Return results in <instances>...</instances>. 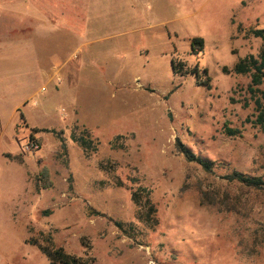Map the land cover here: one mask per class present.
Listing matches in <instances>:
<instances>
[{
  "label": "rangeland",
  "instance_id": "rangeland-1",
  "mask_svg": "<svg viewBox=\"0 0 264 264\" xmlns=\"http://www.w3.org/2000/svg\"><path fill=\"white\" fill-rule=\"evenodd\" d=\"M0 1V17L11 18L13 0ZM78 7L82 18L52 17L54 33L44 30L38 42L63 53L51 82L37 59L0 71V254L10 264H49L35 239L93 264H264V189L229 179L264 180V131L254 123L264 86L253 94L251 76L232 73L260 56L262 41L248 32L264 29V0ZM33 27L0 36V65L12 53L3 46L29 40ZM194 40L203 42L196 50ZM173 63L191 72L177 74ZM227 127L241 133L229 136ZM83 131L97 150L72 140ZM31 136L36 153L26 150ZM180 144L212 170L189 161ZM139 187L151 192L155 229L138 219Z\"/></svg>",
  "mask_w": 264,
  "mask_h": 264
},
{
  "label": "trees",
  "instance_id": "trees-1",
  "mask_svg": "<svg viewBox=\"0 0 264 264\" xmlns=\"http://www.w3.org/2000/svg\"><path fill=\"white\" fill-rule=\"evenodd\" d=\"M249 35L253 36L254 38L260 39L262 41V48L261 53L258 58L254 56H248L239 61V63L235 66L232 70V73L236 75H250L251 76V87L250 91L255 94L259 87L264 86V29H252L249 32ZM202 41L194 40L193 41V49L196 50V45H202ZM174 71L177 74L181 75H188L191 70H186L184 66L180 64L173 63ZM226 73H229L228 69H224ZM207 74V72H206ZM210 79H207L206 85L209 87ZM263 95L264 100V91L261 92ZM256 126H259L264 131V104L262 101L257 102V115L254 120ZM38 131V130H36ZM226 133L229 136H237L241 132L236 129L226 128ZM34 136H31V141H34ZM72 140L77 142L81 147L85 150L94 149L97 150L96 145L94 146L93 141L90 138V134L87 131H83L81 136H77L73 134ZM62 147L65 149L66 145L63 144ZM180 151L185 155V157L189 161L197 162L200 164L205 170L211 171L212 170V162L203 160L197 157L191 150L182 146L180 144ZM102 168L107 170L108 168L104 165H101ZM41 175L43 176L45 181H48V172L47 170L42 171ZM231 181H235L239 184H242L249 188L255 189H264V180L262 178L257 177H248L241 173H234L233 175L229 176ZM117 186L125 187V184L120 180L117 179ZM47 183L44 185V188H48ZM132 200L133 202L140 208L138 219L145 223L151 229H155V227L159 224V221L156 217L157 209L151 199V192L147 188L139 187L135 189L132 193ZM121 231L124 233H129V231H134V225H125L122 223H116ZM128 227V228H127ZM51 241V240H50ZM32 245L38 246L41 252L47 256L49 260V264H93V259H84L82 257H77L75 255L67 253L63 248H53L49 246H42L39 242L35 239L29 241Z\"/></svg>",
  "mask_w": 264,
  "mask_h": 264
},
{
  "label": "crops",
  "instance_id": "crops-1",
  "mask_svg": "<svg viewBox=\"0 0 264 264\" xmlns=\"http://www.w3.org/2000/svg\"><path fill=\"white\" fill-rule=\"evenodd\" d=\"M5 1V0H4ZM9 1V0H6ZM71 4L69 5V0H13L11 1V8L13 11V16L11 18L7 16H1L0 17V36L3 39V41L7 40L9 41L8 37L11 35L12 30L19 28L21 30L23 25L30 26V28L33 29L30 31L31 36L30 39L27 40L25 38L20 37L18 40H13L11 45L3 46L7 48L12 49L10 55V59L3 60V62L0 65V71L3 70V68H20L21 66H26L28 62H30V59H32L33 63L35 62V59L38 60V64L44 66V69H41V72L47 73L49 76V82L52 81V71L56 72V68H58L59 63L60 65L63 64L62 62V54L63 53H47L43 48H41L38 45V42L42 39H45L47 35V32L44 30H49L50 35L54 33V28L52 25L54 21H51L52 17H55V20H57L59 17L60 19L63 17L66 19L69 15H73L78 18H82L81 10L78 7V3L80 1L75 0L74 4L73 0H71ZM1 2V1H0ZM77 2V3H76ZM76 3V4H75ZM83 3V2H82ZM75 5V7H73ZM70 6V7H69ZM83 7V6H82ZM80 9V10H79ZM50 14V20H47L48 15ZM4 20L6 23H4ZM72 36V35H71ZM76 37V36H75ZM68 41V39H66ZM26 42L27 44H32L34 47V50L26 51V52H20L18 51V48L21 47L22 43ZM30 44V45H31ZM73 45V44H72ZM2 46V45H0ZM6 48V50H7ZM5 49V48H0ZM65 52V50H64ZM34 53L37 54V56L34 55ZM77 53V52H75ZM1 54V53H0ZM52 69H51V68ZM54 67V68H53ZM5 129L3 126L1 127L0 123V138L4 135ZM2 141L0 140V147H1ZM0 264H10L9 261L4 258L0 254Z\"/></svg>",
  "mask_w": 264,
  "mask_h": 264
},
{
  "label": "built area",
  "instance_id": "built-area-1",
  "mask_svg": "<svg viewBox=\"0 0 264 264\" xmlns=\"http://www.w3.org/2000/svg\"><path fill=\"white\" fill-rule=\"evenodd\" d=\"M26 150L29 153H36L40 150V145L38 142L36 141H31L27 146H26Z\"/></svg>",
  "mask_w": 264,
  "mask_h": 264
}]
</instances>
